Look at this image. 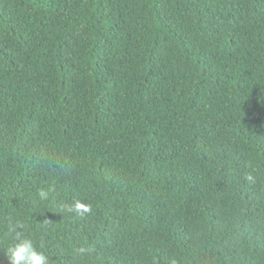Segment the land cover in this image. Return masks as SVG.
Listing matches in <instances>:
<instances>
[{
	"label": "trees",
	"instance_id": "obj_1",
	"mask_svg": "<svg viewBox=\"0 0 264 264\" xmlns=\"http://www.w3.org/2000/svg\"><path fill=\"white\" fill-rule=\"evenodd\" d=\"M8 222L50 264H264V0H0V264Z\"/></svg>",
	"mask_w": 264,
	"mask_h": 264
},
{
	"label": "clouds",
	"instance_id": "obj_2",
	"mask_svg": "<svg viewBox=\"0 0 264 264\" xmlns=\"http://www.w3.org/2000/svg\"><path fill=\"white\" fill-rule=\"evenodd\" d=\"M251 179V177H248ZM53 189H40L38 195L41 200H46ZM62 211L68 214L82 216L91 211V206L80 200L65 203ZM22 223L8 222L7 231L10 234V242L7 244L4 255L8 264H50V258L45 254L42 247H37L33 240L28 238Z\"/></svg>",
	"mask_w": 264,
	"mask_h": 264
}]
</instances>
